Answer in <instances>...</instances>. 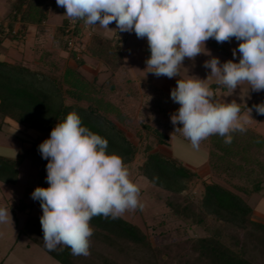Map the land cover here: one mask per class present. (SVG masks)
<instances>
[{
  "label": "trees",
  "instance_id": "1",
  "mask_svg": "<svg viewBox=\"0 0 264 264\" xmlns=\"http://www.w3.org/2000/svg\"><path fill=\"white\" fill-rule=\"evenodd\" d=\"M47 3V0H7L8 11L0 19V45L6 39H16L27 24L44 23L48 17ZM59 9L64 12L63 7ZM69 19L64 16L56 27L62 36L63 50L68 48L70 39L73 43L83 35L79 27L82 20L68 29ZM16 22H20L21 28L14 30ZM93 26L88 27L92 32L83 45L84 52L109 69L110 75L100 83L96 77L88 79L79 71L83 59L72 46L68 55L74 66L57 68L53 60H45V56H50L47 52L40 58L43 64L53 67L52 72L2 59L0 126L4 118H9L36 130L45 139L56 122L75 111L82 124L107 139V151L119 154L126 166L138 154L141 156L132 177L144 181V191L164 210L144 218L143 226L121 216L92 217L87 256L72 255L68 247L45 249L39 223L41 214L25 211L27 215L19 233L60 264H264V222L253 218L259 215L248 203L249 197L264 189V135L247 123L245 131L231 133L228 144L218 135L202 140L209 174L229 186L201 177L196 168L162 148L169 144L170 134L166 130L170 129L169 124L161 129L147 122L138 126L134 123L131 102L140 100L141 94L133 80L117 82L113 76L123 64L121 38L115 33L111 37L102 36ZM209 85L217 99L216 86ZM155 98L152 101L155 100L159 110L168 108V98L161 100L158 95ZM261 102L264 101L240 104L241 111ZM250 115L259 121L264 119L255 109ZM128 131L133 132L137 144L127 136ZM176 134L183 137L180 130ZM38 144L33 142L13 159L0 156V179L14 182L18 164L29 158L41 164L35 186L46 187L47 183L42 181L46 159L41 158ZM195 183L199 184L196 192L192 190ZM36 204L39 201L32 198L30 203L20 201L23 210Z\"/></svg>",
  "mask_w": 264,
  "mask_h": 264
},
{
  "label": "clouds",
  "instance_id": "2",
  "mask_svg": "<svg viewBox=\"0 0 264 264\" xmlns=\"http://www.w3.org/2000/svg\"><path fill=\"white\" fill-rule=\"evenodd\" d=\"M72 21L95 25L111 37L118 32L146 39V72L177 77L184 58L204 53L203 67L216 83L233 91L246 82L254 92L264 90V0H55ZM114 22L115 27L108 25ZM118 36V35H117ZM238 41L231 50L238 59L219 60L204 47L205 41ZM207 75V76H208ZM206 76V78H207ZM196 75L176 79L169 96L178 108L170 113L193 148L211 135L223 137L245 131L255 109L264 115V102L242 112L235 99L221 103L214 91ZM252 119V118H251ZM107 139L91 131L75 111L56 122L38 145L46 159V187L30 193L39 201L43 247L49 251L68 247L72 255L89 254L94 216L117 218L126 210L142 207L140 189L129 177L119 154L107 151ZM11 221L9 206H0V223ZM12 222V221H11Z\"/></svg>",
  "mask_w": 264,
  "mask_h": 264
},
{
  "label": "rangeland",
  "instance_id": "3",
  "mask_svg": "<svg viewBox=\"0 0 264 264\" xmlns=\"http://www.w3.org/2000/svg\"><path fill=\"white\" fill-rule=\"evenodd\" d=\"M47 1V20L38 26L27 24L22 29L21 34L17 35L16 39L4 40L3 44L0 45V60L22 62L30 68L52 72L53 67L43 64L42 59H40L47 52L50 53V56H45V60H53L54 66L59 69L63 68L64 65H75L73 59L68 55V48L63 50L62 36L56 32L57 25L60 24L65 15L56 5L55 0ZM7 11V0H0V19L5 16ZM93 27L102 36L108 37L98 26L94 25ZM108 27L114 28L115 23H110ZM20 28V22H16L14 30ZM87 30L82 29L83 35L81 38L75 40L71 46L79 50L78 55L83 59V64L79 67V71L88 79L96 77L100 83L110 75V71L103 67L99 61L84 52L83 45L88 39L90 31L92 32V29L90 31ZM117 35L118 38H121L120 50L123 55V64L113 76L117 82H121L126 78L133 80L138 88V92L141 94L140 100L131 102L132 109H134V113L132 114L134 123L138 126L141 122H147L151 125H158L161 129L162 125L169 124L170 129L166 128L167 132H169L168 134H170L169 144L168 146H162V148L171 152L177 160L190 165L192 168H196L201 177L206 176L208 180L229 186L221 178L209 174L208 167L204 164L206 152L204 146L199 144L197 148H193L189 141L176 134L179 129L175 127L179 126V122L175 126L171 125L172 123L170 122V113H174L178 108V104L174 103L169 96L170 88L175 87L177 78H187L188 75H196L201 79L206 78L210 69L203 67V61L207 60L209 56L200 53L191 60L184 58L182 65L178 67L177 77L168 78L163 75L157 77L146 72L147 69L144 62L149 52L146 39L137 38L134 32H119ZM237 43L238 41L234 38L220 43H217L214 39H208L205 41L204 47L210 55L224 61L226 59H238V52L235 58L232 57L231 53V50L237 46ZM206 82L216 86L215 93L217 100L222 103L225 100L232 99H235L239 104L264 101V95H257V93L264 92V90L254 92L249 89L247 92L248 85L246 82L239 84L237 89L233 91L223 85L217 84L216 78L212 75L207 76ZM157 95L161 100H164V97L168 98L169 106L166 110H159L155 100L152 101V98L154 99ZM251 118L247 122L248 125L264 135V119L259 121L256 117ZM29 132L30 134L25 133L21 134V136L12 135L10 137L0 132V156L8 159L16 158L19 153L29 149L33 142L40 143L43 140L41 133H35V131ZM126 134L133 143L137 144L136 137L132 131H128ZM140 161L141 156L138 154L135 161L127 166L130 179L133 178L135 165L139 164ZM40 170V162L34 163L29 158H24L17 166L14 182H3L0 179V206H9L12 221L0 223V261L3 264H60L38 246L31 243L27 237L19 233V229L27 215L26 212H29L31 215L41 214L42 210L38 204L28 210H23L20 207V201L22 203L31 202L30 193L39 179ZM4 175L6 176V173ZM45 176L42 177L43 182H46ZM133 181L139 186L141 192L139 194V201L142 207H138L139 211L138 208L126 210L120 216L131 223L143 226L144 218L147 219L152 215L158 214L164 208L160 207L154 201V198L149 196L146 190L144 191L145 183L140 177L133 178ZM198 185V183L193 185L192 190L194 192L198 191ZM248 203L253 207L256 214L259 215L258 217L253 215V218L264 222V189L260 193H255L249 197Z\"/></svg>",
  "mask_w": 264,
  "mask_h": 264
},
{
  "label": "crops",
  "instance_id": "4",
  "mask_svg": "<svg viewBox=\"0 0 264 264\" xmlns=\"http://www.w3.org/2000/svg\"><path fill=\"white\" fill-rule=\"evenodd\" d=\"M264 95V92H259L257 93V95ZM259 100V99H258ZM29 131H35V133L37 132L34 129H27L25 128L23 125L18 124L16 122H14L13 120L9 119V118H4L3 119V123L0 126V132H3L4 134H6L7 136H21V134H25V133H29ZM39 133V132H37Z\"/></svg>",
  "mask_w": 264,
  "mask_h": 264
},
{
  "label": "built area",
  "instance_id": "5",
  "mask_svg": "<svg viewBox=\"0 0 264 264\" xmlns=\"http://www.w3.org/2000/svg\"><path fill=\"white\" fill-rule=\"evenodd\" d=\"M76 22H77V20L76 21H72L71 19H69V28L68 29H71V28H73L74 27V24H76ZM79 27L80 28H82V29H88L89 30V25H87V24H85L83 21H81L80 23H79ZM87 30V31H88ZM71 45H72V40L70 39L69 41H68V48H70L71 47Z\"/></svg>",
  "mask_w": 264,
  "mask_h": 264
}]
</instances>
